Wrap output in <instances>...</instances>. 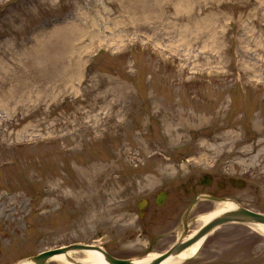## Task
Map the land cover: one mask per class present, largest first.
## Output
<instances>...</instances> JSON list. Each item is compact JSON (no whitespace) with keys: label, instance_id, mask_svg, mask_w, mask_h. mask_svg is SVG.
Returning <instances> with one entry per match:
<instances>
[{"label":"rangeland","instance_id":"374dc122","mask_svg":"<svg viewBox=\"0 0 264 264\" xmlns=\"http://www.w3.org/2000/svg\"><path fill=\"white\" fill-rule=\"evenodd\" d=\"M191 184L264 213V0H0V264L162 253L186 205L143 234L136 203ZM182 264H264V235L221 225Z\"/></svg>","mask_w":264,"mask_h":264},{"label":"water","instance_id":"95a60500","mask_svg":"<svg viewBox=\"0 0 264 264\" xmlns=\"http://www.w3.org/2000/svg\"><path fill=\"white\" fill-rule=\"evenodd\" d=\"M243 185H244L243 180H237L238 187H242ZM198 197L200 199H209L215 202H224L228 200V201L234 202L236 204V207L232 210L223 212L219 215L212 217L208 221L202 223L201 226L198 227L193 233L188 235V228H187L185 219H186L187 214L192 209V206L197 201ZM198 197L194 198L192 204L188 207V209L185 211L183 215L184 230L180 238L166 251L159 254L157 257H155L151 261L147 263H143V264H159L161 260H163L167 256L181 252L183 249L189 247L190 245H192L193 243H195L201 238L205 239L208 236V234H210L214 229H216L217 227L223 224L242 223V224H249V225H253V224L264 225V214L263 213L256 212L249 208H246L232 199L215 198V197H212L206 194L199 195ZM158 204H162V203H158ZM137 206L138 208H142L144 206V203L139 202ZM82 249H90V250L98 251L103 257V259L105 260V264H142V263H138L134 259L116 258L110 255L108 252H106L102 247L98 245L85 244V243H71V244L64 245V246L49 248V249L40 251L39 253L32 255L22 261H28V262H31V264H46V262L50 260L54 255L62 254L64 255L66 260L73 262L74 264H85V263L75 261L74 258L70 257L69 255V252H72L75 250H82Z\"/></svg>","mask_w":264,"mask_h":264},{"label":"bare ground","instance_id":"6f19581e","mask_svg":"<svg viewBox=\"0 0 264 264\" xmlns=\"http://www.w3.org/2000/svg\"><path fill=\"white\" fill-rule=\"evenodd\" d=\"M236 207V204L231 201H224L216 205L213 209L210 211H207L205 213H202L198 215L195 219L196 224H202L212 217L219 215L223 212L232 210ZM252 227L260 234L264 235V225L262 224H253ZM204 241V238L199 239L189 247L183 249L181 252L177 254H171L161 260L159 264H182L186 260L193 258L196 256L198 250L202 246V243ZM70 257L74 258L75 261L85 263V264H105V260L101 256V254L96 250H90V249H82V250H75L72 252H69ZM158 254H149L143 258H137L135 261L138 263H147L157 257ZM52 259H56L60 261L62 264H74L73 262H70L65 259L64 255H54ZM17 264H31V262L28 261H20Z\"/></svg>","mask_w":264,"mask_h":264},{"label":"flooded vegetation","instance_id":"af4514ba","mask_svg":"<svg viewBox=\"0 0 264 264\" xmlns=\"http://www.w3.org/2000/svg\"><path fill=\"white\" fill-rule=\"evenodd\" d=\"M205 181L208 183V184H206L207 187L214 186L215 181L211 177H207ZM230 183L232 184L231 180H230ZM189 184H190V182H189ZM191 192H192V196H191V199L188 201V199L186 197L189 196V194ZM203 192H204L203 190H196L195 191L193 189V185L191 184L187 189H184V191L182 192L183 193L182 196L181 195L180 196H178V195L174 196L171 194V190L168 186H165V185L162 186L161 189H159V191L155 194L154 198L152 199L153 201L146 199L144 207L142 209H138V213L142 211L143 216L142 217L138 216V221H141V223L136 224L137 228L139 230H141V233L146 234L148 232H151L152 227H155L158 225V223H160V219L165 218L168 221H172V219L174 218V214L176 213V210L178 207H180L182 204L186 205L183 212H182V214H183L184 211L192 203L193 199L198 194H201ZM207 193L211 194L214 197H219L217 195H214L212 192H207ZM219 198H221V197H219ZM139 200H141V199H139ZM158 203H162V204L159 205ZM196 204L194 205V208H195ZM206 209L207 208H204L202 211H205ZM161 210H166V211H168V213L167 214L163 213L164 211H161ZM191 213L192 212H190L188 214L187 219H189L191 217ZM182 214H181V216H182ZM167 232H169V231L167 230Z\"/></svg>","mask_w":264,"mask_h":264}]
</instances>
